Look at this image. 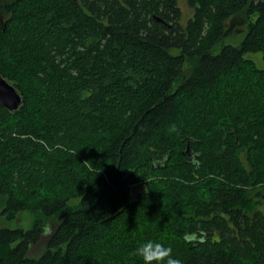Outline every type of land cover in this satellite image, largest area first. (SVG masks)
I'll return each instance as SVG.
<instances>
[{"label":"trees","instance_id":"16d2710c","mask_svg":"<svg viewBox=\"0 0 264 264\" xmlns=\"http://www.w3.org/2000/svg\"><path fill=\"white\" fill-rule=\"evenodd\" d=\"M185 2L0 0V264H264V0Z\"/></svg>","mask_w":264,"mask_h":264},{"label":"rangeland","instance_id":"374dc122","mask_svg":"<svg viewBox=\"0 0 264 264\" xmlns=\"http://www.w3.org/2000/svg\"><path fill=\"white\" fill-rule=\"evenodd\" d=\"M178 6L181 10L182 17L180 23L184 26L188 20V18L191 16V10L186 5L185 0H178ZM235 32L231 37L227 38L223 41V45H232L237 46L242 38H243V29L240 26H236ZM247 58L252 60L256 67L258 69H261L264 71V60L262 58L261 53H254L247 55ZM143 189L142 186H136L133 189V195L138 193ZM260 210L264 212V200L261 201V205L259 206ZM35 219V215L31 212H23L15 216L12 220H7L5 216L1 215L0 212V227H7L9 229H15V228H21L23 230H27L31 227V224L33 223ZM52 227L48 228L47 231L43 232V238L42 241L36 245L30 246L28 250L29 256H38L42 250L44 243L46 239L48 238L49 233L51 232Z\"/></svg>","mask_w":264,"mask_h":264},{"label":"clouds","instance_id":"9594fccd","mask_svg":"<svg viewBox=\"0 0 264 264\" xmlns=\"http://www.w3.org/2000/svg\"><path fill=\"white\" fill-rule=\"evenodd\" d=\"M168 132L178 133L179 128L172 124ZM135 255L142 259L143 264H182L181 259L173 255L171 247L152 240L140 244L135 250Z\"/></svg>","mask_w":264,"mask_h":264},{"label":"water","instance_id":"95a60500","mask_svg":"<svg viewBox=\"0 0 264 264\" xmlns=\"http://www.w3.org/2000/svg\"><path fill=\"white\" fill-rule=\"evenodd\" d=\"M22 104V97L16 88L0 75V107L15 112Z\"/></svg>","mask_w":264,"mask_h":264}]
</instances>
